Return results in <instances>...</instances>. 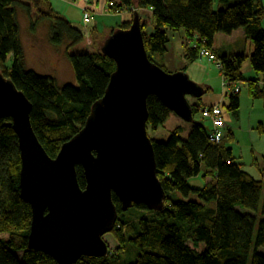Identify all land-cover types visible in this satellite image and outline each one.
Here are the masks:
<instances>
[{
    "label": "trees",
    "instance_id": "1",
    "mask_svg": "<svg viewBox=\"0 0 264 264\" xmlns=\"http://www.w3.org/2000/svg\"><path fill=\"white\" fill-rule=\"evenodd\" d=\"M105 2L107 7L113 3L111 13L130 12L133 16V10L150 12L140 17L150 61L155 63L153 56L166 54L169 33L183 32L185 62L192 64L202 58L203 51L208 52L213 57L209 61L216 63L223 81L231 87L226 106L231 115L239 114L240 90L235 85L241 82H245L251 100L260 101L264 108V29L261 26L264 5L261 0H218L216 8L213 0ZM19 10L27 17L30 34H35L39 25L46 22L51 44L66 45L65 55L74 72V86H59L54 78L26 68ZM84 10L91 16L90 9ZM129 25L123 23L120 27L127 29ZM150 27L152 31L148 34ZM116 29L112 28L110 34ZM238 29L244 30L252 45L249 57L245 52L227 54L219 47L218 35L229 36ZM94 41L55 12L49 0H0V74L31 103L33 131L51 158L84 126L115 69L114 61L100 53L102 44L96 46ZM247 59L254 75L250 80H244L241 73ZM155 64L168 69L163 64ZM180 71L185 72L186 67ZM191 108L193 117L205 109L197 102ZM147 109V129L156 130L170 117L171 111L155 96L147 98ZM256 130L264 136V123H259ZM181 133L182 129L177 127L165 142L151 140L156 175L165 192L161 210L150 211L144 205H133L131 208L147 213L132 221L126 216L131 208L124 214L113 195L117 220L110 234L119 245L117 251H109L103 258L82 257L76 264H125L124 255L135 258L130 264H264V181L245 172L225 143H212L201 124L193 123L185 138ZM226 139H233L231 132H227ZM252 161L263 175L264 169L259 167L264 160L260 163L253 155ZM20 170V151L12 121L8 117L0 118V264H57L50 256L28 248L32 214L30 205L20 197ZM76 173L79 186L84 189L82 168L76 167ZM199 176L203 178V187L188 184Z\"/></svg>",
    "mask_w": 264,
    "mask_h": 264
},
{
    "label": "water",
    "instance_id": "2",
    "mask_svg": "<svg viewBox=\"0 0 264 264\" xmlns=\"http://www.w3.org/2000/svg\"><path fill=\"white\" fill-rule=\"evenodd\" d=\"M99 50L114 61L115 69L84 126L55 158L47 155L33 131L31 103L0 74V118L12 121L21 159L20 197L31 207L28 248L57 264L108 255L103 236L117 220L113 195L123 212L133 205L161 210L165 192L156 175L146 127L147 98L155 96L184 122L192 123L188 98L200 99L204 94L185 72L169 73L149 60L136 12L129 27L113 31ZM76 167L83 170L84 189Z\"/></svg>",
    "mask_w": 264,
    "mask_h": 264
},
{
    "label": "rangeland",
    "instance_id": "3",
    "mask_svg": "<svg viewBox=\"0 0 264 264\" xmlns=\"http://www.w3.org/2000/svg\"><path fill=\"white\" fill-rule=\"evenodd\" d=\"M216 1L217 0H214V6H216ZM261 1L264 5V0ZM49 4L55 12L62 15L75 26L81 28L84 35H86L89 39L91 38L93 41L95 40L94 43L96 46H100L101 44H103L105 38L109 36L112 28L117 27V29H122L120 26L123 23H129V21L122 22V17L120 16L121 13L115 14L109 12L107 7L108 4L104 5V11L106 10L107 12L104 13L102 10H99L104 4L103 0H91L89 5H87V7L92 10V21L87 25L83 23L82 18L83 9H81V6L84 5L83 1L72 2L71 0H49ZM98 4L100 5L96 9V6ZM134 11L135 10H133L132 12L134 13ZM141 16L146 17L147 15L145 13H142ZM18 21L20 26V37L25 52L26 68L33 70L37 74L54 78L59 86L65 84L74 86L76 84L74 72L65 55L66 45L64 44L60 47H55L53 44H51L49 40L48 23H41L36 33L32 35L28 32L29 23L27 17L21 10L18 11ZM117 24L118 26H116ZM261 26L264 29V16L261 20ZM151 31L152 27H150V29H147L146 33L149 34ZM240 33V31H237L236 34H234L233 38H231V40L229 37L221 35V49L225 52H233L234 49L237 52H242L243 54L245 52V54L247 55L249 52V48L248 45L245 44L243 39H238L236 41V44L232 43V41H235ZM169 36L170 42L168 46L172 45V50L166 52L164 57L162 55H156L153 56V59L155 60V63L163 65L165 60L167 59L168 69L165 70H167L169 73H175L179 71L178 65L180 64V66H182V62L184 59L182 56L184 51V37L183 32H176L174 35L169 33ZM86 48L87 50H90V47ZM196 64V67H202L203 70L204 66L207 68V71H204V74L202 75L204 78L202 82L206 86L210 87L209 91H207L197 103L200 108L205 104L212 102L214 100L213 97L216 98L214 101L215 103H219V100L223 98V103L227 104V95H223L222 92L226 90L229 95L231 92V87H228L223 81L222 74H220V70L218 69L216 63L209 62V59L207 57L202 56L201 60H199ZM10 65L11 63L8 62L7 67H10ZM249 68L250 65L247 59L241 69L244 80L251 79L250 77H248L252 73L251 69L249 70ZM185 73L190 76L187 71H185ZM191 80L195 82L193 79ZM195 83L199 85L197 82ZM235 87H238L240 89V110L237 119L227 111L225 105H222V103L217 104L221 107L223 115L228 117V119L225 117L226 124L222 129V143H225L226 147L232 150L233 156L238 161V163L241 164V167L245 172L250 174L253 178H258L259 172L255 169L256 167L252 165V159L253 155H255L256 158H258V154L264 155V136H259L256 130L259 122H264V108L260 101H253L248 96L245 82L236 84ZM188 101L189 103H191L190 98H188ZM193 123L201 124L202 126H204L206 132L209 134L213 130L211 121L207 118H204L201 112H198L193 117L192 123L184 122L177 115L171 112L170 117L166 121V123L159 126L156 130H153L151 128L147 129L148 137L150 140H154L156 142H165L168 139L170 133L175 128L180 127L182 129L181 135L183 138H185L191 130V126ZM228 130H231L233 134V139L231 141H228L226 139ZM202 181L203 178L199 176L189 180L188 184L194 188H199L203 187ZM126 212V216L132 221L139 220L147 213V211L137 210L136 208H131ZM126 212H124V214ZM103 239L108 245L110 252L117 251L119 245L118 243H116L110 233L103 236ZM134 259L135 258L131 255L122 256V261L125 264L134 262Z\"/></svg>",
    "mask_w": 264,
    "mask_h": 264
},
{
    "label": "crops",
    "instance_id": "4",
    "mask_svg": "<svg viewBox=\"0 0 264 264\" xmlns=\"http://www.w3.org/2000/svg\"><path fill=\"white\" fill-rule=\"evenodd\" d=\"M104 1V4L101 6L102 8L101 9H99V10H102L104 13L105 12H107L106 10L104 11V5L106 4V2H105V0H103ZM83 3H84V5L83 6H81V9H90V8H88L87 7V5H89V3L88 2H84L83 1ZM99 5L100 4H98L97 6H96V9L99 7ZM213 5H214V0H213ZM214 7H218V0L216 1V6H214ZM91 10V9H90ZM92 11V10H91ZM139 13V17H141V14L142 13H145L146 15H150V12L149 11H139L138 12ZM99 14H101V13H99ZM121 17H122V22L123 21H129V23L132 21L131 19L133 18V16H132V13H130V12H124V13H122L121 15H120ZM237 31H240L241 33H240V35L239 36H237V38H236V40L235 41H232V43H234V44H236V41L238 40V39H243L244 40V42H245V44H247L248 45V48H249V52H248V54H247V56L249 57L250 55H251V53H252V50H253V48H252V45H250L251 43H250V41L246 38V36H245V32H244V30L243 29H238V30H236V31H234L231 35H229V36H227V37H229L230 38V40H231V38H233V36H234V34H236V32ZM221 35H218L217 36V40H218V44H219V47L220 48H222V45H221V42H220V37ZM231 42V41H230ZM172 43V42H171ZM170 46V45H169ZM168 46V47H169ZM168 47H167V52H169L170 50H172V45L169 47V49H168ZM239 50H240V48H239ZM234 51H236V50H234L233 49V52H225L224 51V53H227V54H238V52L236 51V52H234ZM164 57V56H163ZM165 60V59H164ZM201 60V59H200ZM199 60H197L196 62H194V63H187V62H185V60L183 59V62H182V66H180V64L178 65V70L180 71L184 66L186 67V71L189 73V77L191 78V79H193L195 82H197L199 85H200V87L204 90V92L206 93L207 91H209V89H210V87L209 86H206L205 84H203V74H204V71H207V68L204 66V70L202 69V67H196L195 65H197L196 63L198 62ZM167 59L165 60V62H164V65H165V67L167 66L168 67V65H167ZM210 62V61H209ZM249 70H250V68H249ZM252 72V71H251ZM220 74H222L221 73V71H220ZM249 75V74H248ZM243 76V75H242ZM248 77H250L251 79L252 78H254V75H253V73H251V75L250 76H248ZM244 79V78H243ZM248 80H250V79H248ZM223 83V82H222ZM240 90V89H239ZM226 91V90H225ZM225 91H223L222 92V94L223 95H227L226 97H227V104H224L223 103V98H221L220 100H219V103H222V105H225V106H227L228 104H229V98H228V93H227V91L225 92ZM229 91V90H228ZM240 92V91H239ZM204 93V94H205ZM225 93V94H224ZM203 94V95H204ZM214 98V100L212 101V102H210V103H208V104H205L203 107L204 108H208V107H213V106H219V105H217V104H219L218 102L217 103H215L214 101H215V97H213ZM198 101H200L199 99H191V103H190V105L192 104H194V103H198ZM220 107V106H219ZM239 115V114H238ZM224 116V123L226 122V118L228 119V117H226L225 115H223ZM226 117V118H225ZM236 119L238 118V116L237 117H235ZM259 123H261V122H259ZM262 123H264V122H262ZM226 124V123H225ZM258 126V125H257ZM257 128V127H256ZM228 132H231L232 133V131L231 130H228ZM258 133V132H257ZM258 135H259V133H258ZM259 136H261V135H259ZM232 138H233V134H232ZM235 158V157H234ZM258 158H259V161H260V163L262 162V160H264V159H262V158H264V155H261V154H258ZM260 169H264V164H262V166H260L259 167ZM256 169V168H255ZM258 172H259V170L258 169H256ZM254 179H256V180H263L264 181V174L262 175V174H260V172H259V174H258V178H254ZM208 181V180H207Z\"/></svg>",
    "mask_w": 264,
    "mask_h": 264
},
{
    "label": "built area",
    "instance_id": "5",
    "mask_svg": "<svg viewBox=\"0 0 264 264\" xmlns=\"http://www.w3.org/2000/svg\"><path fill=\"white\" fill-rule=\"evenodd\" d=\"M84 1L88 2V0H84ZM109 4L110 5L108 7V11L111 10V6H113V3H109ZM83 11H84L83 22L84 24H88L91 21V16L88 13V11L84 9ZM113 13L118 14L119 12L117 11ZM201 56L207 57L209 60H213V57L210 54H208V52L206 51H203L201 53ZM235 91L237 92L238 90L235 89ZM202 116L204 118L209 119L213 127V130L211 131L209 135L210 141L214 144H220V142L222 141V129L225 127L224 116H223V111L221 107L213 106V107L205 108L202 112Z\"/></svg>",
    "mask_w": 264,
    "mask_h": 264
}]
</instances>
